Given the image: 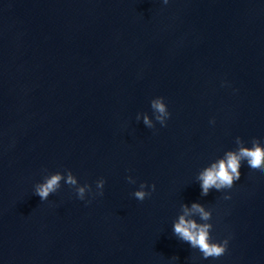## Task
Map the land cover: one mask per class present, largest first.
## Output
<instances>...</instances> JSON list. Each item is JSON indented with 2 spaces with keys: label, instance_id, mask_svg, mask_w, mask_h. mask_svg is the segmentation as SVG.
<instances>
[{
  "label": "clouds",
  "instance_id": "obj_1",
  "mask_svg": "<svg viewBox=\"0 0 264 264\" xmlns=\"http://www.w3.org/2000/svg\"><path fill=\"white\" fill-rule=\"evenodd\" d=\"M163 2L167 4L168 0H163ZM150 106L153 110L155 121L159 122L161 126H166V121L171 114L164 102V98L156 97L152 99ZM140 118L141 114H138L136 119L139 120ZM143 123L149 129L154 127L153 120L147 114H143ZM235 143L237 145L236 150L227 151L223 158L212 162L208 167L199 172L197 179L200 182L202 196H207L212 189L217 191L231 189L234 182L240 179L242 162L246 161L248 167L253 170L264 172V146L261 145L260 141L253 138L251 140L252 146L246 147L244 146V141L240 137H237ZM62 180L75 189L77 197L81 200L85 199L86 193L92 191L91 185H79L77 178L68 170L66 174L56 172L45 175L43 182L35 185V195H38L41 201L47 200L50 194L60 189ZM127 180L132 184L136 182L131 176L127 177ZM104 184L105 180L103 178L96 181V188L99 191L95 194L103 195ZM148 187L147 184L141 183L139 190H136L133 196L139 201L145 200L151 195V191L155 190V184L150 186V191H146L145 189ZM224 198L230 199L229 196H225ZM182 208L183 214L173 224L174 235L180 240L189 243L192 248L199 249L205 259L222 256L227 250L229 241L228 239L222 242L212 241L210 236L212 224L207 223L211 219V211L206 210L199 203H193L191 208H188L187 205H182ZM194 214H198L200 220L205 221V223H197L196 220L186 218Z\"/></svg>",
  "mask_w": 264,
  "mask_h": 264
},
{
  "label": "water",
  "instance_id": "obj_2",
  "mask_svg": "<svg viewBox=\"0 0 264 264\" xmlns=\"http://www.w3.org/2000/svg\"><path fill=\"white\" fill-rule=\"evenodd\" d=\"M2 2H3V0H0V5H1Z\"/></svg>",
  "mask_w": 264,
  "mask_h": 264
}]
</instances>
